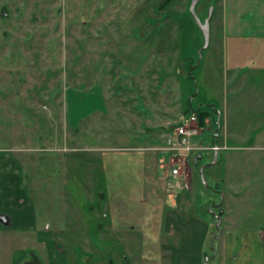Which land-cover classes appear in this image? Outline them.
<instances>
[{
    "label": "rangeland",
    "instance_id": "obj_1",
    "mask_svg": "<svg viewBox=\"0 0 264 264\" xmlns=\"http://www.w3.org/2000/svg\"><path fill=\"white\" fill-rule=\"evenodd\" d=\"M163 1L0 0V148L21 159L66 264H173L172 214L201 221L193 239L205 226L200 249L188 237L200 264H233L264 231V135L215 162L188 155L175 191L165 174L179 155L162 135L187 108L208 111L191 141L211 146L225 103L227 130L264 132V43L225 40L222 0H200L201 20L214 6L203 48L191 0Z\"/></svg>",
    "mask_w": 264,
    "mask_h": 264
},
{
    "label": "crops",
    "instance_id": "obj_2",
    "mask_svg": "<svg viewBox=\"0 0 264 264\" xmlns=\"http://www.w3.org/2000/svg\"><path fill=\"white\" fill-rule=\"evenodd\" d=\"M221 14L224 21L225 40L229 37L234 40L247 38L255 40V43H264V0H222ZM240 71L238 67H235L232 71L233 76L237 77L242 73ZM228 110L229 106L225 103L223 109L217 113L218 126L223 128V132L222 134L215 132L217 136H213L214 141L216 142L222 135L224 143L218 145L225 144L229 147L219 151L237 149L228 143L233 144L232 140L237 138L250 140L253 136L257 141L242 149L261 148L263 144L259 140L264 135L261 130L253 131L250 135L247 132L237 135L233 131L227 130ZM11 151V149L0 148V264H66L65 254L56 241L52 229L45 224L43 227L37 217L36 204L31 196L27 179H24L23 176L25 169L22 161L16 154L13 156ZM229 163L230 159L228 158ZM252 178L253 176H246L247 180ZM243 183L231 184L232 186L229 185V187L245 186ZM235 187L234 191L237 189ZM191 221L194 222L195 219L190 217L183 221L179 214L171 215V228L181 234L180 248H171L173 264H200V252H189L188 237L190 244L196 243L195 246L200 249L204 239L202 235L205 226H200L202 233L199 232L198 237L193 239L190 236L191 230L188 232V229H195L201 221H198L196 225L195 223L190 224ZM247 237V243L250 246L253 243L257 247L259 258L256 260L254 258L247 259L249 257L247 256L249 245H247V250L241 251L240 258L233 264H264V231L248 232ZM251 253L253 252L251 251ZM189 254L193 255L192 259L188 258Z\"/></svg>",
    "mask_w": 264,
    "mask_h": 264
},
{
    "label": "built area",
    "instance_id": "obj_3",
    "mask_svg": "<svg viewBox=\"0 0 264 264\" xmlns=\"http://www.w3.org/2000/svg\"><path fill=\"white\" fill-rule=\"evenodd\" d=\"M162 135L168 143V146L165 148L179 155L176 161L169 158L170 164L165 174L167 191H175L185 187L186 178H184L183 171L185 170V160L188 155H195L197 152L203 150L219 151L229 148L225 144H212L211 146L205 147L192 143L191 139L194 136L200 135L196 112L180 113L175 124L169 130L164 131Z\"/></svg>",
    "mask_w": 264,
    "mask_h": 264
},
{
    "label": "water",
    "instance_id": "obj_4",
    "mask_svg": "<svg viewBox=\"0 0 264 264\" xmlns=\"http://www.w3.org/2000/svg\"><path fill=\"white\" fill-rule=\"evenodd\" d=\"M200 0H191L190 4H189V12L192 15L196 25L199 27V29L201 30L203 36H204V46L203 48H206L208 46L209 43V38H210V19L212 16V12L214 10V6H211L209 9V12L207 14V16L204 18V20H201L200 17L198 16L197 12H196V5L198 4ZM219 112V111H218ZM217 112V113H218ZM217 125H218V119H217ZM215 137L217 136V134L214 135ZM213 144H216V142L214 141ZM201 152H197L195 154V160L197 159V157H200ZM217 154L218 151H214V161H216L217 159ZM202 172V169H200V173Z\"/></svg>",
    "mask_w": 264,
    "mask_h": 264
},
{
    "label": "trees",
    "instance_id": "obj_5",
    "mask_svg": "<svg viewBox=\"0 0 264 264\" xmlns=\"http://www.w3.org/2000/svg\"><path fill=\"white\" fill-rule=\"evenodd\" d=\"M170 0H164L161 4H160V8H164ZM186 113H190V112H196L197 116H198V121L199 123L202 125L203 124V120L204 118L209 114L208 111H201V110H193V109H189L187 108L185 110ZM170 129V128H169Z\"/></svg>",
    "mask_w": 264,
    "mask_h": 264
}]
</instances>
